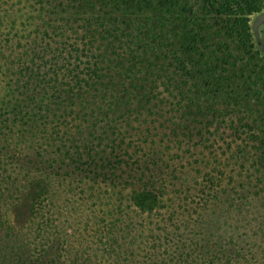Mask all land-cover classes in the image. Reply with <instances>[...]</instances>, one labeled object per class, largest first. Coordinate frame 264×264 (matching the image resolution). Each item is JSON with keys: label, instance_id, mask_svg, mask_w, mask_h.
<instances>
[{"label": "trees", "instance_id": "16d2710c", "mask_svg": "<svg viewBox=\"0 0 264 264\" xmlns=\"http://www.w3.org/2000/svg\"><path fill=\"white\" fill-rule=\"evenodd\" d=\"M264 0H0V264H264Z\"/></svg>", "mask_w": 264, "mask_h": 264}, {"label": "rangeland", "instance_id": "374dc122", "mask_svg": "<svg viewBox=\"0 0 264 264\" xmlns=\"http://www.w3.org/2000/svg\"><path fill=\"white\" fill-rule=\"evenodd\" d=\"M250 27L256 48L262 55H264V42L262 40V33L264 30V11L255 14L250 18Z\"/></svg>", "mask_w": 264, "mask_h": 264}, {"label": "flooded vegetation", "instance_id": "af4514ba", "mask_svg": "<svg viewBox=\"0 0 264 264\" xmlns=\"http://www.w3.org/2000/svg\"><path fill=\"white\" fill-rule=\"evenodd\" d=\"M264 11V10H263ZM258 14V13H257ZM262 40L264 42V30H263V33H262Z\"/></svg>", "mask_w": 264, "mask_h": 264}]
</instances>
